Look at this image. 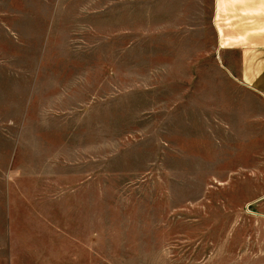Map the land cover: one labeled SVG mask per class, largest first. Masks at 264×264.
<instances>
[{"label":"rangeland","instance_id":"obj_1","mask_svg":"<svg viewBox=\"0 0 264 264\" xmlns=\"http://www.w3.org/2000/svg\"><path fill=\"white\" fill-rule=\"evenodd\" d=\"M216 2L0 0V264H264V101Z\"/></svg>","mask_w":264,"mask_h":264},{"label":"crops","instance_id":"obj_2","mask_svg":"<svg viewBox=\"0 0 264 264\" xmlns=\"http://www.w3.org/2000/svg\"><path fill=\"white\" fill-rule=\"evenodd\" d=\"M216 7L230 26L221 41L240 55V63H228L230 72L264 101V0H217Z\"/></svg>","mask_w":264,"mask_h":264}]
</instances>
